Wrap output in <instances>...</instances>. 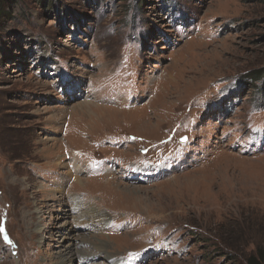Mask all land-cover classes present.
<instances>
[{"label":"rangeland","instance_id":"rangeland-1","mask_svg":"<svg viewBox=\"0 0 264 264\" xmlns=\"http://www.w3.org/2000/svg\"><path fill=\"white\" fill-rule=\"evenodd\" d=\"M9 10L0 264L66 262L64 234L67 246H104L83 263L99 264L136 249L138 229L124 264H249L264 247V0H11ZM94 217L106 222L88 227Z\"/></svg>","mask_w":264,"mask_h":264},{"label":"bare ground","instance_id":"bare-ground-1","mask_svg":"<svg viewBox=\"0 0 264 264\" xmlns=\"http://www.w3.org/2000/svg\"><path fill=\"white\" fill-rule=\"evenodd\" d=\"M82 113H86V116L89 118V117H91L92 118V120H93V117H99L98 115H95V113H92L91 111H88V110H85V109H83V112ZM85 115V114H84ZM122 114H120V113H117V112H114V111H111V113H109V114H102L100 117H99V121H110L112 118L113 119H117V118H119L120 116H121ZM130 115V114H129ZM86 142H88V141H86ZM91 144H92V142H89V144H87V145H85V142H84V146L85 147H88V146H91ZM72 150V149H71ZM66 154V153H65ZM83 167V165H79L78 166V168H77V172H79L80 171V169ZM87 169H89L88 168V166L86 167ZM76 170V169H75ZM76 173V172H75ZM93 175H96V176H100V174H98V173H96V172H94L93 173ZM70 176V175H69ZM72 176V179H71V181H79V179L78 178H74L73 177V175H71ZM70 176V177H71ZM81 181V180H80ZM177 181V180H176ZM75 184V183H74ZM158 184V183H157ZM129 192H131V190H128ZM132 213V212H131ZM137 214V213H136ZM129 216L130 217H133L132 215H130L129 214ZM100 220V221H99ZM98 220V218L97 217H94V218H90V219H88V220H86V222L88 221V227L89 226H91V227H97L94 223H96V224H100V222H106V221H104V219H99ZM142 220V219H141ZM138 223V222H137ZM136 223V224H137ZM83 225H85V223L83 222ZM39 231V230H38ZM136 231V230H135ZM60 233H61V229H60V231H59ZM58 233V232H57ZM61 235H63V233H61ZM64 235H66V236H64L62 239V241H57V242H61V245H60V249H62V250H60V253H59V255H61V254H63L62 252H64L63 250H65V252L66 251H70V257L68 258V260L66 261V262H63V261H60V262H58V264H83L84 262H90V260L91 259H93V258H99V259H101V257H98L99 256V254H101L102 252H104L103 251V249H101L102 247L104 248V246H100V247H94V248H92V251H90L88 248H86L85 250L84 249H81V245H82V242L81 241H79V242H77V243H75V244H72V245H70V246H67L66 245V243H67V241L68 240H70V237H69V234H64ZM126 235H129V236H131V234L130 233H127ZM151 237H152V239H153V237L154 236H152L151 235ZM132 241V246L133 247H137L136 249H133V250H127L126 252H125V254L123 253V254H121L120 252L121 251H118V252H116L115 251V253H113V254H109V256H108V259H104L106 262H101V263H99V264H124V262H123V260H124V258H125V256L124 255H126V254H128L129 253V251H132V252H136V250L141 246V241H142V235L139 233V229H138V231H136V233L135 234H133L130 238H129V241ZM131 242H129V244H130ZM131 245V244H130ZM72 247H73V249H72ZM74 250H77L78 251V253L77 254H75L74 252ZM74 251V252H73ZM159 252V253H158ZM66 253H68V252H66ZM82 253V254H81ZM161 253V251H156V252H154L153 254L154 255H152V256H158V254H160ZM65 254V253H64ZM78 254H79V256H78ZM123 255V256H122ZM77 256V257H76ZM64 257V256H63ZM121 257V258H120ZM76 258H80V263H77L76 262ZM66 259V258H65ZM74 259H75V262H74ZM116 259V261L115 262H113L114 260ZM117 259H121L120 260V262H118L117 261ZM63 260V259H62ZM74 262V263H73Z\"/></svg>","mask_w":264,"mask_h":264},{"label":"trees","instance_id":"trees-1","mask_svg":"<svg viewBox=\"0 0 264 264\" xmlns=\"http://www.w3.org/2000/svg\"><path fill=\"white\" fill-rule=\"evenodd\" d=\"M11 0H0V16H8L11 14L9 4ZM249 264H264V247L259 248L256 255L248 260Z\"/></svg>","mask_w":264,"mask_h":264}]
</instances>
